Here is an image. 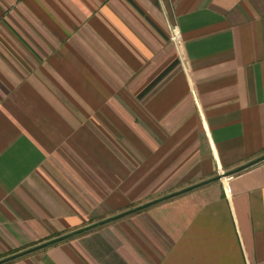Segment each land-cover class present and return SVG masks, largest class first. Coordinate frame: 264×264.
Segmentation results:
<instances>
[{"label":"crops","instance_id":"0c3cea01","mask_svg":"<svg viewBox=\"0 0 264 264\" xmlns=\"http://www.w3.org/2000/svg\"><path fill=\"white\" fill-rule=\"evenodd\" d=\"M263 155L264 0H0V260ZM5 264H264V161Z\"/></svg>","mask_w":264,"mask_h":264},{"label":"water","instance_id":"95a60500","mask_svg":"<svg viewBox=\"0 0 264 264\" xmlns=\"http://www.w3.org/2000/svg\"><path fill=\"white\" fill-rule=\"evenodd\" d=\"M262 161H264V155H263L262 157L256 159V160H254V161H252V162L246 164V165H243V166H241V167H239V168H237V169L231 171V172L224 173V174H222V175H219L218 177H215V178H213V179L207 180V181L202 182V183H200V184H198V185H195V186H192V187H189V188L183 189V190H181V191H178V192L172 193V194L167 195V196H165V197H162V198L156 199V200H154V201H152V202H149V203H146V204L140 205V206H138V207H135V208H133V209H130V210H128V211H125V212H123V213H120V214H118V215H116V216H114V217H111V218H109V219H106V220L100 221V222H98V223L92 224V225L87 226V227H85V228H83V229H80V230H78V231H75V232H73V233H71V234H69V235H65V236H62V237H59V238L53 239V240H51V241H48V242L42 243V244H40V245H37V246H35V247H32V248H30V249H27V250H25V251H23V252H21V253H17V254H15V255H12V256L7 257V258H5V259H1V260H0V264H5V263H8V262L14 261V260H16V259H18V258H21V257L26 256V255H28V254H31V253H33V252L40 251V250L45 249V248H47V247H50V246L56 245V244H58V243H60V242H63V241H66V240H68V239H71V238H73V237H76V236H78V235H81V234H83L84 232L91 231V230H93V229H95V228H98V227L104 226V225L109 224V223H111V222H113V221H116V220H119V219H121V218H124V217L130 216V215L135 214V213H137V212H139V211L145 210V209L150 208V207H152V206H154V205H157V204H159V203H162V202H164V201H167V200H169V199H172V198L177 197V196H179V195H182V194H184V193L190 192V191H192V190H194V189H196V188H198V187H201V186H204V185L210 184V183H212V182H214V181H216V180H220V179H222V178L230 177V176H232V175H234V174H237V173H239V172H241V171H244V170H246V169H248V168L254 166V165L257 164V163L262 162Z\"/></svg>","mask_w":264,"mask_h":264},{"label":"built area","instance_id":"2783aa9c","mask_svg":"<svg viewBox=\"0 0 264 264\" xmlns=\"http://www.w3.org/2000/svg\"><path fill=\"white\" fill-rule=\"evenodd\" d=\"M169 33H170V40L176 47L175 49L177 53H180V49L182 48V41L178 27L174 25H169Z\"/></svg>","mask_w":264,"mask_h":264},{"label":"rangeland","instance_id":"374dc122","mask_svg":"<svg viewBox=\"0 0 264 264\" xmlns=\"http://www.w3.org/2000/svg\"><path fill=\"white\" fill-rule=\"evenodd\" d=\"M169 40H170V33H169ZM170 43L173 45V48H176V47L174 46V44L171 42V40H170Z\"/></svg>","mask_w":264,"mask_h":264},{"label":"trees","instance_id":"16d2710c","mask_svg":"<svg viewBox=\"0 0 264 264\" xmlns=\"http://www.w3.org/2000/svg\"><path fill=\"white\" fill-rule=\"evenodd\" d=\"M89 232V231H88ZM84 233H87V232H84Z\"/></svg>","mask_w":264,"mask_h":264}]
</instances>
